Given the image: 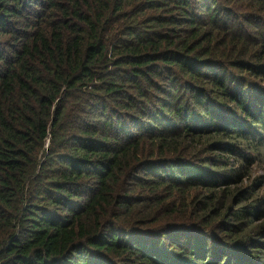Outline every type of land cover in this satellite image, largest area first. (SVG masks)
<instances>
[{
  "label": "trees",
  "instance_id": "1",
  "mask_svg": "<svg viewBox=\"0 0 264 264\" xmlns=\"http://www.w3.org/2000/svg\"><path fill=\"white\" fill-rule=\"evenodd\" d=\"M262 130L264 0H0V264H264Z\"/></svg>",
  "mask_w": 264,
  "mask_h": 264
},
{
  "label": "rangeland",
  "instance_id": "2",
  "mask_svg": "<svg viewBox=\"0 0 264 264\" xmlns=\"http://www.w3.org/2000/svg\"><path fill=\"white\" fill-rule=\"evenodd\" d=\"M261 132L264 133V130H262ZM261 171H262V170H259V171H258V174L261 173Z\"/></svg>",
  "mask_w": 264,
  "mask_h": 264
}]
</instances>
